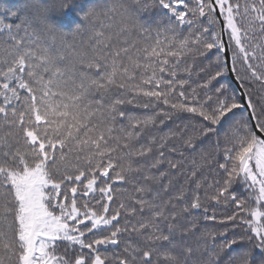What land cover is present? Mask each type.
Returning <instances> with one entry per match:
<instances>
[{
  "label": "snow or ice",
  "instance_id": "obj_1",
  "mask_svg": "<svg viewBox=\"0 0 264 264\" xmlns=\"http://www.w3.org/2000/svg\"><path fill=\"white\" fill-rule=\"evenodd\" d=\"M0 264H264V0H0Z\"/></svg>",
  "mask_w": 264,
  "mask_h": 264
},
{
  "label": "trees",
  "instance_id": "obj_2",
  "mask_svg": "<svg viewBox=\"0 0 264 264\" xmlns=\"http://www.w3.org/2000/svg\"><path fill=\"white\" fill-rule=\"evenodd\" d=\"M180 121H177V123H179ZM218 212H223L225 211L224 209H218ZM209 227H217V225H214L212 222H209Z\"/></svg>",
  "mask_w": 264,
  "mask_h": 264
}]
</instances>
